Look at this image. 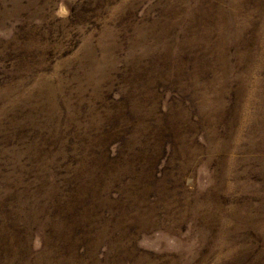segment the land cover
Listing matches in <instances>:
<instances>
[{
	"label": "rangeland",
	"instance_id": "1",
	"mask_svg": "<svg viewBox=\"0 0 264 264\" xmlns=\"http://www.w3.org/2000/svg\"><path fill=\"white\" fill-rule=\"evenodd\" d=\"M0 264H264V0H0Z\"/></svg>",
	"mask_w": 264,
	"mask_h": 264
}]
</instances>
